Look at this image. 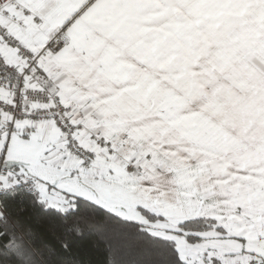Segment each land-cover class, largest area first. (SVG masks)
<instances>
[{"label":"snow or ice","instance_id":"6c2138e0","mask_svg":"<svg viewBox=\"0 0 264 264\" xmlns=\"http://www.w3.org/2000/svg\"><path fill=\"white\" fill-rule=\"evenodd\" d=\"M0 264H264V0H0Z\"/></svg>","mask_w":264,"mask_h":264}]
</instances>
